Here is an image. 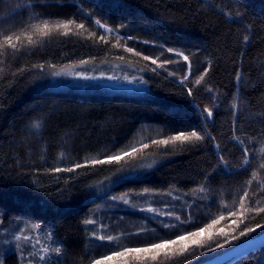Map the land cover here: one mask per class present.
<instances>
[{"label": "trees", "instance_id": "16d2710c", "mask_svg": "<svg viewBox=\"0 0 264 264\" xmlns=\"http://www.w3.org/2000/svg\"><path fill=\"white\" fill-rule=\"evenodd\" d=\"M42 19L50 23L73 19L83 22L85 29L73 28L68 35L63 30L46 37L33 35L37 42L28 43L31 24ZM96 19L118 31L105 33ZM101 34L108 43L98 40ZM4 35H21V40L18 50L0 48L3 264L36 261L29 253L44 255V247H61L62 254L50 251L39 264H90L112 249L175 238L221 215L225 220L216 227L230 234L237 225L264 223V214L248 213L243 223L230 216L239 211L245 190L252 198L246 206L264 207V0H0V42ZM120 36L125 37L121 45L141 55L114 47ZM168 48L183 52L189 61L168 53ZM143 56L174 63L159 68ZM81 60L138 67L139 79L146 81L144 90L132 94L48 90V76L66 65H81ZM205 71L204 80L195 84ZM205 108L213 111L212 117ZM193 128L205 136L195 146H150L145 159L156 161L151 169L123 176L116 172L117 165L52 171ZM234 136L249 149L247 166ZM220 155L228 161L226 166ZM252 172L257 173L255 178ZM201 187L203 192L194 191ZM149 207L157 211L149 212ZM86 219L96 223L84 224ZM162 222L174 227L165 228ZM35 224L41 228L32 230ZM93 232L116 239L100 241ZM263 233L257 229L228 244L221 236L223 247L193 246L189 253L161 257L156 264H199ZM25 236L31 239L26 241ZM233 264H264V247Z\"/></svg>", "mask_w": 264, "mask_h": 264}, {"label": "snow or ice", "instance_id": "6c2138e0", "mask_svg": "<svg viewBox=\"0 0 264 264\" xmlns=\"http://www.w3.org/2000/svg\"><path fill=\"white\" fill-rule=\"evenodd\" d=\"M57 3H60L61 0H56ZM88 15H91V13H88ZM96 25H98L101 29L104 30L105 33H112L115 30L111 27H109L106 24L101 23L99 19H96L94 21ZM32 32L27 33V40L30 44H35L37 41L33 39V35H38L40 37H46L51 32L63 30L64 35H68L69 32L73 31V28L76 30H83L85 29V24L83 22L77 23L73 19L69 20H59L55 23H50L48 19H42L38 23H32L31 24ZM92 36H95L96 33H91ZM125 37L120 36L114 47H125L124 45L120 44V40H124ZM127 39H132V37H127ZM21 40V35H4L2 42H0V48H4L5 45L10 47L13 50H18V44ZM99 41H102L104 43H108L109 41L106 39L104 34H101L98 37ZM244 41H248V36H244ZM147 43V41H145ZM125 50L129 53H134L136 56H140L141 53L137 52L134 48L131 47H125ZM168 53H175L176 55H179L183 58L184 61L188 62L189 57L185 55L183 52H178L177 50L173 48L167 49ZM119 59L124 60V57L121 56ZM143 59L145 61H151L152 64L157 65L159 68H164L166 64L174 63L171 59H165L163 61H160L159 58H153L151 56H143ZM90 61L88 60H81L79 63L81 65L87 64ZM37 68H43L44 65H36ZM55 67V66H53ZM70 67L68 65L65 66V68ZM74 67V66H71ZM188 71L189 74L191 73V63L189 62L188 65ZM2 71V70H0ZM152 71H156V68H153ZM171 75H175V73H170ZM54 75H61V72H55ZM75 75H79L84 79H95L96 77H88L87 75L83 73H75ZM207 75V72L201 76H199L198 79L195 80V84L199 85L201 81L204 80L205 76ZM188 77L185 76L184 79H187ZM109 79H117L116 77H109ZM127 79V77H125ZM135 79V78H134ZM141 82L146 83V81L143 80L141 77ZM240 77L237 76V81H239ZM209 91H212L209 89ZM188 94L192 95L193 90L192 88H188ZM235 107V104L233 105ZM207 117L213 116V111L209 108L204 109ZM41 125L39 123L35 124L34 127H40ZM211 139L214 141L215 137H211ZM233 139H235L241 146H242V152H243V165L247 166L250 164L249 160V149L247 146H245V141L241 140L238 136H234ZM205 140V136L201 134V131L196 130L193 128L190 131H179L174 135H169L165 138H154L149 143H133L130 146L126 148H120L116 150L115 152H112L110 154H107L103 159H91V160H85L84 163H76L74 166L68 167V168H55L52 169V171L55 172H73L76 169L86 167V166H98V165H117L116 172L121 174H127L130 172L139 171L142 169H151L156 161L152 160L151 162H147L145 159V152L147 149H149L150 146H156V147H165L167 148L169 145H172L175 147L177 143L180 145H184L185 143L191 144L195 146L198 142H203ZM216 148L219 149L220 145L216 144ZM63 155V153H61ZM148 155H153V153H148ZM219 160L223 165H227L228 161L225 160L223 155L219 156ZM261 167H264L262 165ZM252 177L255 178L257 173L252 172ZM120 176V177H121ZM106 179H108L106 177ZM252 180L247 181V185L250 186L252 184ZM194 191H200L203 192L204 188L201 187L198 190ZM149 189H144V194H149ZM171 195V193H168ZM113 200L117 199V197H112ZM120 200H123L125 203H128V200L125 199L124 196L119 197ZM251 197L248 190H245L242 192V194L239 197V211H232L230 212V216L237 217V219L243 223L245 219H248L249 217L246 215L248 213L254 214V216H260L261 214H264V207L260 206H246V201L251 202ZM258 203V201L256 202ZM149 212L155 213L157 211L156 208L149 207L147 209ZM160 215L168 216V217H174L176 220H180V216L175 215L173 212H162ZM225 220V216L221 215L217 217L216 219H213L211 223H206L202 227H197L195 230H185L181 234H177L175 238L170 239H161L157 242H150L145 244L143 247H123V248H117L112 249L110 254H104L101 255L98 259H94L90 262V264H156V262L160 261L161 257L168 258L176 255H184L185 253H189V250L193 247H199L203 248L207 246L209 250H211L213 243L216 247H223L224 245L220 243L219 237H224V243L228 244L231 243L234 240H238L239 237L247 236L249 233L255 232L257 229H264V223L257 222L254 226H250L249 224H245L243 228H239V225H237V229L233 230V234H230L229 232H226L223 227L217 228L216 226L222 221ZM187 222V221H182ZM84 224L91 225L96 223V221L92 219H86L83 221ZM233 223H237V221H233ZM3 224V220H0V225ZM163 227L170 228L174 227V225L163 223ZM41 226L39 224H35L31 226L32 230H38ZM101 228H103V225H101ZM238 230V235L234 234ZM143 231V230H142ZM49 237L51 234H47ZM92 236L100 241H107L109 243L113 242L116 238L108 235H97L95 232L92 233ZM230 237V238H229ZM21 239V236H17L16 240L19 241ZM26 241L30 240V237H24ZM41 251L44 253V255H40L39 252L32 253L30 252V256L37 257L38 259L36 261H28V264H39L41 261H46L47 254L51 251L52 253H55L57 256H60L62 254L61 247H44L41 249ZM24 259L23 252H21L20 255V261L22 262ZM0 264H3V257H0Z\"/></svg>", "mask_w": 264, "mask_h": 264}, {"label": "rangeland", "instance_id": "374dc122", "mask_svg": "<svg viewBox=\"0 0 264 264\" xmlns=\"http://www.w3.org/2000/svg\"><path fill=\"white\" fill-rule=\"evenodd\" d=\"M61 72V75H54ZM48 76V90L88 93H140L144 83H140L138 67L125 63L113 62L106 64L88 63L55 71ZM75 73H83L95 79H84ZM116 77L117 79H109ZM127 77V79H125ZM135 78V79H134Z\"/></svg>", "mask_w": 264, "mask_h": 264}, {"label": "water", "instance_id": "95a60500", "mask_svg": "<svg viewBox=\"0 0 264 264\" xmlns=\"http://www.w3.org/2000/svg\"><path fill=\"white\" fill-rule=\"evenodd\" d=\"M264 247V233L234 249L199 264H233L244 256Z\"/></svg>", "mask_w": 264, "mask_h": 264}]
</instances>
